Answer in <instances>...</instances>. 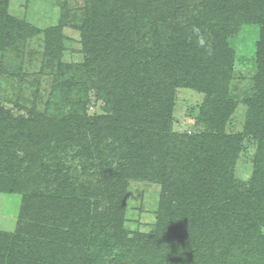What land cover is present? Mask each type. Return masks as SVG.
<instances>
[{
    "label": "trees",
    "instance_id": "1",
    "mask_svg": "<svg viewBox=\"0 0 264 264\" xmlns=\"http://www.w3.org/2000/svg\"><path fill=\"white\" fill-rule=\"evenodd\" d=\"M200 2L190 16L189 0H84L72 16L84 54L74 73L60 60L65 23L36 28L0 0V54L32 60L34 37L41 48L37 72L21 60L0 68L19 79L9 100L25 110L0 106V192L21 193L14 230L0 231V264H264V0ZM242 23L260 37L246 101L257 146L240 182L229 158L239 137L223 125L233 103L228 38ZM199 25L205 33L194 34ZM44 75L49 94H71L74 80L77 97L45 98ZM179 88L204 95V131H173ZM131 180L158 185L153 210L129 205Z\"/></svg>",
    "mask_w": 264,
    "mask_h": 264
},
{
    "label": "rangeland",
    "instance_id": "2",
    "mask_svg": "<svg viewBox=\"0 0 264 264\" xmlns=\"http://www.w3.org/2000/svg\"><path fill=\"white\" fill-rule=\"evenodd\" d=\"M190 7H188V14L195 16L201 9L200 0H189ZM84 0H6L7 13L16 19L25 21L30 25L44 29L46 27L65 23L62 31L64 34L62 40V52L60 54V60L62 63L72 66L67 68L68 71L75 73V65L84 62V54L81 42V36L79 31L74 27V23H79V20H72L73 15H79L82 13ZM166 5V2L164 3ZM153 7V6H152ZM166 8V7H165ZM164 8V11H165ZM188 14H184L182 17L187 18ZM154 18L158 20V14L154 12ZM159 21V20H158ZM192 22V21H191ZM190 22L191 28H194ZM157 23L155 27L160 25ZM209 23V22H207ZM205 25H202L204 27ZM199 27H201L199 25ZM197 30V27L193 29V33L200 35L205 33L202 29ZM260 26L257 24L242 23L239 24L236 33L232 37L228 38V43L233 50L235 61L233 64L232 77L228 83V91L233 103L229 106V114L226 118V122L223 125V133L228 136H238L239 141L237 147L229 155L231 159V175L237 181H247L253 171L254 156L256 152L257 139L248 132V106L246 101L252 96V87L254 85V76L257 71V50ZM215 29H211L212 33H216ZM202 31V32H200ZM37 38V37H36ZM27 39L25 52L28 49L37 51V55L32 57V60L28 55L22 52L21 56L18 53L6 52L8 54L3 56L0 54V68L2 63L5 67L13 66L21 60V65L25 71L37 72L40 64V44L39 40ZM21 57V58H20ZM9 67L8 69H10ZM2 69H0L1 71ZM4 73L0 74V106L9 110L13 115H25V110L20 107V104H15V101L9 100L14 97L13 88L19 81L16 77H8ZM42 77V76H41ZM40 77V79H41ZM76 82V81H75ZM74 80L70 82L68 89L72 90L71 94H64L67 88L63 87L57 94L53 91V94H49L50 89V77L44 75L40 82L42 95L46 98H52L56 100L54 96L61 97L62 100L67 97L73 99L77 97ZM24 83V82H23ZM27 84V83H25ZM74 90V91H73ZM26 94H29V89H24ZM53 96V97H51ZM67 96V97H66ZM66 97V98H65ZM204 95L191 88H179L176 90L173 106V131L176 133L185 132L186 134L199 133L206 128L197 123V114L199 112ZM30 98V96H29ZM52 101L53 104L56 102ZM21 102V101H20ZM95 109V108H94ZM90 108V112L94 110ZM156 149V148H155ZM157 151V149H156ZM132 194L130 195V204L134 207H139L140 210L145 212L153 210L155 208L154 198H156V192L158 191V185H149V183L137 182L131 180ZM21 203V193H7L6 191L0 192V231L12 232L16 226V221L19 215V207ZM134 210H129V215L135 218ZM150 214V213H149ZM148 214V215H149ZM153 215V213L151 212ZM138 222L144 221V218H138ZM126 224V228L133 229L136 223ZM145 223L140 225V229H145ZM148 229V228H147ZM146 229V230H147Z\"/></svg>",
    "mask_w": 264,
    "mask_h": 264
},
{
    "label": "clouds",
    "instance_id": "3",
    "mask_svg": "<svg viewBox=\"0 0 264 264\" xmlns=\"http://www.w3.org/2000/svg\"><path fill=\"white\" fill-rule=\"evenodd\" d=\"M203 41H201V43H202Z\"/></svg>",
    "mask_w": 264,
    "mask_h": 264
}]
</instances>
